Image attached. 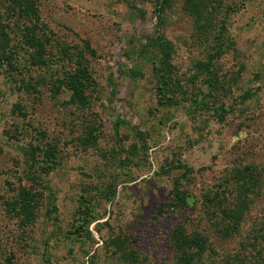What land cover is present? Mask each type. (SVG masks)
Returning <instances> with one entry per match:
<instances>
[{
  "label": "rangeland",
  "instance_id": "obj_1",
  "mask_svg": "<svg viewBox=\"0 0 264 264\" xmlns=\"http://www.w3.org/2000/svg\"><path fill=\"white\" fill-rule=\"evenodd\" d=\"M184 1H170L160 32L174 46L176 72L186 78L192 63L211 52V35L196 29ZM35 2L54 48L60 49V42L83 50L89 45L85 58L95 84L89 106L80 111L69 103L68 93L54 97L51 92L46 72L71 66L57 57L51 71L35 70L19 49L17 71L9 76L0 70V264H184L174 242L179 228L207 237L208 247L196 264H264V0L210 1L240 6L227 23L234 50L219 61L221 78L231 85L224 103L233 109L221 122L205 111L194 112L186 98L177 107L157 105L152 55L140 46L157 22L153 0ZM0 13L12 28V44H17L16 18L7 19L4 4ZM130 69L142 77L120 73ZM27 82L35 84L34 91L25 89ZM249 90L254 95L240 104L239 97ZM115 118L124 121L116 131ZM135 129L145 134L148 150L120 165L113 158L118 148L136 141ZM92 131L97 135L94 146L84 141ZM47 142L59 151L56 168L39 176L48 190L26 181L22 150L30 145L44 149ZM178 160L189 173L174 169ZM244 164L260 171L262 192L253 198L240 228L222 234L211 202L218 194L224 204L233 203L231 171ZM111 180L118 187L112 201L95 204L99 220L89 227L93 239H76L69 232L77 225L78 194L87 185L103 187ZM176 180L191 199L188 206L170 210L165 206ZM22 187L43 195L35 222L27 226L9 205ZM52 197L55 221L47 218Z\"/></svg>",
  "mask_w": 264,
  "mask_h": 264
},
{
  "label": "trees",
  "instance_id": "obj_2",
  "mask_svg": "<svg viewBox=\"0 0 264 264\" xmlns=\"http://www.w3.org/2000/svg\"><path fill=\"white\" fill-rule=\"evenodd\" d=\"M154 14L157 20L153 35L144 36L143 44H140L142 51L150 52L152 55V77L155 84L156 103L160 107H177L183 98H186L188 104L194 108V112L205 111L218 121L232 112V107L226 106L224 99L230 94V84H226L220 73L219 61L227 50H234L233 38L227 34V23L230 15L239 11L238 5L221 6L210 3L211 0H185L183 9L193 18L197 30H208L211 35L207 40L210 44L211 52L207 54L205 60L194 61L190 68L191 74L188 77L176 72L173 64L175 49L174 46L165 39L160 32L162 17L165 14L171 0H153ZM213 1V0H212ZM0 5H5L7 10V19L16 18V28L19 29L20 42L12 44L11 26L3 23V14L0 13V70L11 75L16 72L17 50H22L28 66L35 70L51 71L52 59L57 57L58 61L70 64L69 70L64 72H46L51 79V92L54 97L60 93H68L69 103L73 104L80 111L86 110L90 104V95L92 86L95 84L86 64L85 53L89 50V45L85 44V49L77 46H69L64 42L58 43L60 49L53 47L52 38L44 24H40L38 9L35 0H0ZM220 18H218V16ZM17 46V47H16ZM55 49V52H53ZM125 58L129 60L128 54ZM243 67L237 72H242ZM126 74L131 79L142 77L137 69H130ZM13 75V74H12ZM239 77V74H237ZM257 77V76H256ZM233 79H235L233 77ZM205 86L207 91L201 89ZM25 89L34 91L35 84L27 82ZM191 88L192 90H188ZM113 87L110 94L115 95ZM254 95L252 90L244 92L239 97V103L245 104ZM223 101V102H222ZM18 112H22V107L16 105ZM124 123L123 119L115 118L112 126L116 131L118 125ZM136 141L128 148L120 147L116 151L115 162L118 164L130 163L136 157L143 155L148 150V143L143 132L135 129ZM97 135L95 131L88 132L86 144L94 146ZM141 141L142 145H137ZM43 147V146H42ZM39 146L30 145L23 148L24 161L27 165L25 174L26 181L31 186L38 189L48 188L42 185L39 176L48 174L58 165L57 153L59 152L53 144L46 143L43 149ZM144 152V153H143ZM175 170L184 169L189 173L186 166L180 163ZM122 168V167H121ZM258 170V168H257ZM256 170L253 164H244L237 166L231 171V178L236 191V198L232 204H224L218 194L214 195L211 202V213L223 225L221 233L234 234L243 223L244 216L248 212L253 198L262 192L263 180L260 171ZM184 174V173H183ZM118 184L114 180L107 181L103 187L87 185L77 196V207L75 211L74 232L76 239L90 240L92 233L89 227L92 223L99 220L94 214L95 204L103 199L107 202L112 201L115 196ZM172 200L167 204L170 210L189 205L191 197L180 189L179 180L174 182L171 190ZM51 195V193H50ZM42 192L29 188H20L14 192V199L9 204L20 217L22 226L31 225L35 222L42 200ZM47 210V218L56 220L54 216L57 213V207L54 204V197ZM164 208L158 209L159 215H162ZM174 242L177 243L180 252V260L184 264H196L200 256L208 247L207 237L200 236L198 233H187L182 228L175 231ZM110 239V238H108ZM109 241V240H108ZM106 241V242H108ZM112 243V242H110ZM121 247L120 242H113Z\"/></svg>",
  "mask_w": 264,
  "mask_h": 264
}]
</instances>
